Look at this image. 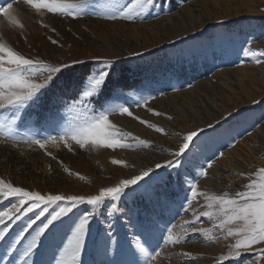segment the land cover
<instances>
[{
	"label": "rangeland",
	"instance_id": "rangeland-1",
	"mask_svg": "<svg viewBox=\"0 0 264 264\" xmlns=\"http://www.w3.org/2000/svg\"><path fill=\"white\" fill-rule=\"evenodd\" d=\"M234 1L231 0L232 6H225L202 0H157L163 5L162 11L156 9L154 16L126 22L92 16L76 20L51 14L40 17L23 0H13L24 30L3 26L5 22L0 18V40L16 50L52 63L73 58L120 57L119 63L126 69L119 74L125 98L134 99L135 92L141 90L144 95L155 96L147 107L130 109L139 119L118 113L110 116L120 130L151 147L112 150L80 149L73 145L69 151L61 144L49 146L51 155H46L37 146L22 142L14 145L12 139L0 138V180L42 194H96L101 187L114 185L120 179L138 175L171 159L169 152L178 149L184 134L203 129L191 145L184 167L157 170L146 190L138 189L115 202L117 211L112 216L107 215V207L97 210L81 257L83 264H135L138 258L143 264L138 252L133 255L135 245L130 250L128 244L131 233L141 231V224L144 237L155 246L162 243L160 229L164 228L165 221L175 225L177 234L185 235L182 225L192 219V212L199 215L210 210L205 207L207 201L203 197L192 202L188 213L181 210L186 180L195 179L198 189L210 195H234L256 178L253 174L259 168H264V135H260V132L264 134V63L257 64L255 57L243 52L245 47L264 51V11H261L264 0H258L260 7L250 11L233 4ZM229 8L233 9L231 16L226 15ZM41 20L47 28L41 27ZM248 38L251 43L247 42ZM52 40L58 43L53 44ZM131 52H140L142 56L130 57ZM69 75L79 77L81 73ZM54 94L57 107L66 113L63 101L75 95V91L61 88ZM122 102L123 99L117 101ZM148 109L161 115H154ZM12 118L11 112L0 110V121ZM140 120L164 128L167 135ZM208 124L213 127L209 128ZM14 127L18 133L16 138L21 141L37 130L44 135L57 134L52 127L44 131L47 125L40 113L26 118L24 123L17 120ZM228 151L232 153L227 154ZM113 159L122 160L127 166L114 165ZM208 161L212 167L207 169V176H199L198 166L207 167ZM12 202L0 200V210L10 207ZM86 209L84 205L74 209L45 234L34 254L37 264H49L54 254L60 255L62 242L66 243L74 221ZM53 210L50 208L37 221L26 239ZM39 211L28 213L12 225L7 239L0 241V257L5 255L8 243ZM217 223L201 217L197 227L208 229L211 240L202 233H189L185 236L186 242L163 248L159 264H218L219 256L228 254L232 239L215 227ZM110 225L117 239L106 242L104 232ZM19 252L17 248L12 255L18 259ZM184 252L194 258L182 255ZM255 259L254 252L245 253L238 264H252ZM0 264L7 261L0 259Z\"/></svg>",
	"mask_w": 264,
	"mask_h": 264
},
{
	"label": "snow or ice",
	"instance_id": "snow-or-ice-1",
	"mask_svg": "<svg viewBox=\"0 0 264 264\" xmlns=\"http://www.w3.org/2000/svg\"><path fill=\"white\" fill-rule=\"evenodd\" d=\"M23 3L40 17L51 14L73 20L92 16L107 21L135 22L138 18L146 19L148 16H154L156 9L163 10L162 3H158L157 0H23ZM0 18H3L5 22L3 26L21 31L25 28L24 23L17 16L13 0H0ZM40 23L41 27H48L43 20ZM51 30L55 31L54 28ZM247 42L251 43V38H248ZM52 43L58 42L52 40ZM243 52L246 56L255 57L257 64L264 63V51L255 52L245 47ZM129 55L139 57L142 53L131 52ZM121 60L120 57L111 59L91 57V59L73 58L67 62L52 63L39 57L26 55L0 40V110L11 112L13 117L11 120L0 121V138L5 141L12 139L14 145L22 142L30 147L37 146L44 150L46 155H51L48 152L49 146L59 147L61 144L69 151L73 150V145L80 149L112 150L134 149L137 146L151 147L138 137L120 130L110 119V116L117 113L121 116L127 115L133 119H139L130 109L133 106L147 107L149 101L155 99L154 95L142 94L143 90L135 92L134 99L125 98L123 88L120 86L121 76L119 74L126 69L119 63ZM90 64L92 67H89ZM76 72L81 75L79 77L69 75ZM61 88H70L76 93L63 101L62 107L66 109V113H62L57 107V98L54 94L56 89ZM121 99L123 102L117 103ZM148 110L154 115H161L152 109ZM37 113L43 115L47 125L44 131L52 127L57 134L44 135L37 130L32 136L24 137L22 141L17 139L18 133L14 127L16 121L24 123L26 118ZM140 123L153 128L158 133L167 135L164 128L150 125L144 120H140ZM208 127L212 128L213 125L208 124ZM201 132L203 129L198 128L184 134L178 149L169 152L171 159L146 168L138 175L120 179L114 185L101 187L96 194L86 196L42 194L40 191H29L0 180V200L14 201L10 207L0 210V241L7 239L12 225L22 217L37 209L40 210L35 218L29 219L22 230L8 243L7 251L0 259L6 260L7 264H37L34 254L38 252L45 234L55 227L57 221L84 205L87 209L74 221V227L67 236L66 243L62 242L63 248L60 249V255L54 254L52 258L54 264H83L81 257L97 210L107 207V215L112 216L117 211L115 202L128 196L129 193H136L138 189L145 188L146 190L149 182L157 175V170H175L184 167L187 153ZM128 141H133V143ZM219 155L222 157L223 153ZM111 162L114 165L127 166L122 160L113 159ZM198 167V175L205 177L212 163L208 161L207 167L204 165ZM65 171L68 170L65 169ZM253 175L256 178L251 179L244 186L243 191L234 195L228 193L210 195L198 189L195 179L186 180L185 202L181 205V210L188 213L192 202L200 197L207 201L205 207L210 210L202 211L199 215L193 211L192 219L184 221L182 225L185 235L177 234L175 225H172L170 221H165L164 228L160 229L162 243L158 242L155 246L144 237V225L141 224V231H133L128 240L130 250L135 245L133 255L138 252L143 258V264H159L163 248L186 242L185 236L189 233H202L211 240L208 229L197 227L203 217L218 221L215 227L226 237L232 239L228 254L220 255L218 264H238L240 258L249 252L256 254V259L252 261V264H261L264 262V247L257 248L256 246L264 245V168H259ZM153 195L158 196L156 193ZM50 208L55 210L31 233L30 238L26 239V234ZM112 227L110 225L104 232L106 242L117 239L111 230ZM17 248H20L18 259L12 255ZM182 255L190 259L194 258L191 253L184 252ZM52 261L49 264H52ZM135 264H141V260L138 258Z\"/></svg>",
	"mask_w": 264,
	"mask_h": 264
},
{
	"label": "bare ground",
	"instance_id": "bare-ground-1",
	"mask_svg": "<svg viewBox=\"0 0 264 264\" xmlns=\"http://www.w3.org/2000/svg\"><path fill=\"white\" fill-rule=\"evenodd\" d=\"M202 1H204L205 3L207 2V1H211L212 2V5H230L232 2H231V0H202ZM233 4H235V5H239L240 6V8H242V7H244L245 9H246V11H250V9H257V8H259L260 7V4H259V1L258 0H235L234 2H233ZM231 6H232V4H231ZM230 6V7H231ZM237 8V7H236ZM230 9V8H229ZM228 9V12H226V15H230L231 16V12H233V9L231 8L230 10ZM239 9V8H238ZM231 11V12H230ZM239 11V10H238ZM253 11V10H252ZM242 12V11H241ZM235 13V12H234ZM238 13L239 12H237L236 11V13H235V15H238ZM241 14V13H240ZM247 72H248V70H246ZM261 130H259V132H260ZM260 135L261 136H263L264 134H263V132H260ZM262 151V150H261ZM260 152V151H259ZM232 153V151H228L227 152V154H231ZM210 187V186H209ZM213 189H217V188H214L213 187ZM216 193V192H215Z\"/></svg>",
	"mask_w": 264,
	"mask_h": 264
}]
</instances>
